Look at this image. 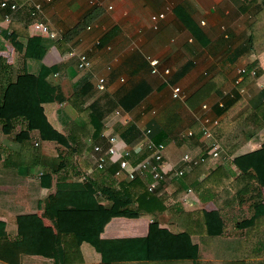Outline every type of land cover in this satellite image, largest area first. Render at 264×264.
I'll list each match as a JSON object with an SVG mask.
<instances>
[{
  "label": "crops",
  "instance_id": "crops-1",
  "mask_svg": "<svg viewBox=\"0 0 264 264\" xmlns=\"http://www.w3.org/2000/svg\"><path fill=\"white\" fill-rule=\"evenodd\" d=\"M103 1L101 5H91L84 0H51L44 2L42 12L34 17L29 12V6L24 4L14 15V19L21 18L27 23L29 35L34 32L28 25L33 19L42 21L51 29L60 32L61 38L54 40H61L65 34H72L67 43L57 42L50 47H44L36 58L45 63L57 62L60 65L56 80L61 86L65 100L42 103L48 122L56 130L65 134L70 130L75 112L68 106L66 99L71 95L73 85L78 79L84 78L90 90L84 105L100 98L103 93L111 94L127 80L128 76L120 66L135 50L146 60V55L158 57L163 66L171 68V73L188 62L192 63L187 65L185 73L173 83L168 82L167 78L164 80L149 72L147 80L152 89L137 106L129 111L116 106L105 115L104 130L109 125L135 154L144 149L138 147L145 137L144 131L152 120L177 99L171 97L173 85L179 84L183 88L185 97L177 100L185 102L209 75L219 69L225 71L227 79L220 86V90L190 109L195 118L196 115L205 113L218 117L219 120L227 115L228 110L226 111L225 107L230 98L236 94L246 96L245 105L230 116L235 117L245 109L248 104L247 98L264 85V49L260 52L251 50L235 62L229 59V52L233 51L247 34V20L251 17V11L238 13L231 0H186L195 25L209 38L206 46L199 42L176 15L175 7L182 0ZM159 11H165V17L160 19L158 28L154 29L150 17ZM181 13L186 17L184 11ZM201 20H204V23H201ZM82 21L84 24L77 27ZM240 22L243 27H240ZM9 29L12 31L10 24ZM16 33L4 38L0 46V99L1 88L22 71L28 61L24 53L27 36ZM0 36L2 37V34ZM71 47L77 53H85L91 58L90 68L79 70L74 58H63L64 52ZM260 61H263L262 66ZM253 64L260 65L258 73L254 78H245L248 81L246 84L248 93L240 94L234 90L232 83L236 68L241 65L249 67ZM107 65L111 67L109 70L106 69ZM96 75H104L106 80H109L104 91L98 92L94 89ZM111 75L114 77H110ZM121 78L124 80L121 81ZM219 101L223 102V106L218 105ZM203 102L208 104L207 109L201 108ZM2 123L0 120V232H2L0 234L8 240H13L19 232L18 216L30 213L41 215L45 199L55 191L56 182L62 177L84 183L88 178H95L98 170L92 169V149L88 143V147L83 151V157L88 162L86 168L81 160L73 155L72 161L63 169L51 171L39 164L31 166L29 173L19 172L15 163L20 155L29 154L32 144L39 142L38 131L33 129L30 138L16 140L14 134L25 128L24 122L21 120L14 122L11 133L2 131ZM248 123L250 126L256 125L257 120L242 122L239 133L247 128ZM125 124L138 130L132 139H125L119 133L120 127ZM202 139L200 133L193 137L180 135L177 139L171 136L161 139L165 140L167 145L164 168L171 167L167 179L158 189L165 209L156 215L141 212L136 216H113L105 223L99 234L101 251L85 240L80 241L75 247L69 235L64 239V243L61 241V233L55 230L50 242L52 255L41 254L36 250L38 247L48 249L49 237L46 235L45 239L44 236L41 237L40 244L35 242L30 244L32 246L30 248H35V251L20 252L16 263L0 258V264H57L58 246L64 247L65 251L62 254L63 258L67 259L65 264H226L231 260L258 258L241 257V246L244 244L246 232L251 227L242 226L241 222L253 215L254 207L249 201L239 200L232 180L237 175L234 166L241 170H253L262 186L264 199V147L245 151L233 160L235 162L227 161L225 173H212V168L207 169L203 166L191 168L180 160L184 151L198 153L202 148ZM46 144L52 147L54 143L49 141ZM10 153H19L18 158H14L15 165L2 164L4 162L2 158ZM138 157L133 154L131 162L139 161L135 160ZM183 166L186 170L185 175L179 179L174 178L173 171ZM82 175L86 178L81 179ZM116 176L123 177L121 172H116ZM187 186L192 187V192L183 200L179 188ZM92 191L96 192L99 203L108 208L130 212L135 210V203L129 199H118L111 194L100 192L95 187H92ZM203 209L216 210L219 218L212 213L205 215L201 212ZM42 219L45 224H53L47 217ZM205 219L208 223L206 228ZM33 224L35 223L32 222L29 226ZM23 225L26 226V221ZM219 228L220 233L217 232ZM147 239L160 242L183 239L187 246H197V255L175 252L181 248L180 245H175L176 243L168 245L158 243L154 246ZM3 244L5 248L1 246V250L5 252V256L15 257L14 251L8 248L7 241ZM103 257L106 260H102Z\"/></svg>",
  "mask_w": 264,
  "mask_h": 264
},
{
  "label": "trees",
  "instance_id": "trees-1",
  "mask_svg": "<svg viewBox=\"0 0 264 264\" xmlns=\"http://www.w3.org/2000/svg\"><path fill=\"white\" fill-rule=\"evenodd\" d=\"M99 1L101 4L104 2L103 0ZM231 2L238 13L251 11V17L247 20V34L228 55L231 62H235L240 56L251 50L260 52L264 49V0H231ZM174 11L199 42L206 46L209 38L206 33L195 25L188 2L182 0L176 5ZM181 11L186 13V17H183ZM1 13L0 9V20L2 17ZM82 24H84V21L79 23L77 27ZM10 25L12 31L10 33H7L6 30L3 31L2 37L0 36V46L3 44V39L14 32L25 34L27 41L24 53L28 61H26L27 65L25 68L19 71L14 78L8 80L5 86L1 88L0 120L3 121L2 131L11 133L14 128V122L21 120L24 122L25 128L14 134L15 139L30 138V132L35 129L38 131L39 142H36V145L32 144L29 154L20 155V158L17 157L19 153H10L4 156L2 164H16V169L24 173H29L31 166L39 164L46 166L51 171H56L65 168L72 161L73 155H75L86 168L88 162L83 157V151L88 147V139L93 142L101 140V133L105 127V115L116 106L121 107L125 111L131 110L151 91L152 87L147 80V75L150 72L149 62L141 53L136 50L133 51L120 66L127 74V80L111 94L103 93L100 98L87 105H84V103L90 95V90L84 78L78 79L73 85L71 95L66 99L68 106L75 112V118L73 119L72 117L71 120L73 122L70 130L65 134L56 130L48 122L42 106L43 102H62L65 100L61 86L56 80V73L58 74L60 65L57 62L45 63L36 58L44 50V47H50L57 42L67 43L72 34H65L62 37L63 40H54L41 34L34 33L29 35L27 23H24L21 18H13ZM191 64V62H188L174 70L167 76V81L170 83L175 82L185 73L187 65ZM120 72H122L121 69ZM116 74L117 72H115ZM110 77H114V75ZM226 79V72L219 69L211 76L209 75L201 86L186 98L185 102L176 99L168 104L146 128L149 130V137L154 142L161 141L166 136L177 139L186 128L192 130V137L197 133L201 134V124L190 109L210 94L218 92ZM108 81L106 80V83ZM245 99L246 96L243 97L237 94L230 98L225 107V110H228L227 115L212 128L214 138L232 156L231 162L245 151L264 147V85L259 91L247 98L248 104L241 113L235 117H230L234 111L245 105ZM258 114L261 115L259 116ZM258 117L262 121L257 120L256 118ZM247 120H257V126L251 127L248 123L247 128L242 133H239L241 123ZM137 132L136 127L134 128V126L128 124L122 125L119 129L120 135L125 139H132ZM49 141L54 143L52 147L46 144ZM203 146L204 142H202ZM130 150L132 153L130 159L133 154L136 157L137 155L139 156L135 160H142L150 155V151L147 148L142 149L138 154L133 153L132 149ZM15 157L18 160L13 164ZM226 163L217 165L212 168L211 172L225 173ZM234 167L237 175L232 180V183L236 187V196H239L240 201H249L254 207L253 215L250 218L243 219L241 222L242 226L251 225L246 232L244 244L241 246V257L256 256L258 258L231 260L227 261L226 264H264V199L262 186L253 170H241L237 166ZM118 169L119 166L117 164L108 165L98 170L95 178H88V181L84 183L78 180H67L66 177H62L56 182L55 191L50 193L45 199L41 215L30 213L18 216L19 232L15 239L8 240L7 237L0 234V258L16 263L20 252L35 251V248L31 249L32 246L30 244L34 242L40 244L41 237L44 236L45 239L46 235L49 237L48 249L38 247L36 250L41 254L52 255L50 242L55 230L61 233L62 242L69 235V239L74 241L75 247L80 241L85 240L101 251V243L98 241L99 234L105 223L113 216H136L141 212L156 215L165 209L161 192L158 189L149 190L144 180L140 177L133 179L118 178L116 176ZM92 187L121 200L129 199L135 203V210L131 212L113 210L100 204L96 192L92 191ZM201 212L205 215L206 213H212L217 219L219 218L216 210L203 209ZM43 217L49 218L53 224H45ZM25 221L26 226L23 225ZM32 222L35 224L29 226ZM207 226L208 223L205 219V228ZM217 232H221L220 228ZM6 241L8 248H11L15 253L13 258L5 256V252L1 250V246L4 245L3 242L6 243ZM147 241H150L151 245L154 246L158 243H162V245L176 243L175 245H180L181 248H179L180 250H175V252L197 255V246H187L183 239L181 241L176 240L177 242H160L159 240L148 239ZM2 248L4 249L5 246H2ZM56 249L59 256L57 264H65L67 259L63 258L62 254L65 251H63L64 247L58 246ZM102 260H106L105 257Z\"/></svg>",
  "mask_w": 264,
  "mask_h": 264
},
{
  "label": "built area",
  "instance_id": "built-area-1",
  "mask_svg": "<svg viewBox=\"0 0 264 264\" xmlns=\"http://www.w3.org/2000/svg\"><path fill=\"white\" fill-rule=\"evenodd\" d=\"M51 0H25L24 2H19V0H0L1 9V20H0V35L3 31L7 33L11 32L9 29V24L14 18L15 13L24 5L29 6V12L31 16H36L38 13L42 12L44 2H50ZM91 5H99L101 2L99 0H84ZM168 6L166 7V9ZM165 17V11H159L157 13L151 14L152 27L154 29L158 28V23L160 19ZM204 23V20H201ZM29 27L34 31L32 34H41L52 39H60L61 33L51 29L47 24L42 21H37L33 19L29 24ZM89 28V26H87ZM98 43V42H97ZM64 59L74 58L77 69L83 70L88 69L92 65L91 58L85 53H77L74 48L68 49L63 54ZM151 68L150 72L158 77L166 80L167 76L171 73V68L168 66H163L158 57L146 55ZM263 61H260V65ZM260 65H251L248 68L247 65H241L236 68L235 74L232 79L234 90L240 94H247V82L245 78H254L257 73L258 67ZM262 66V65H261ZM110 65L106 66V69H110ZM57 75V73H56ZM94 89L98 92L104 91L106 89V77L104 75L95 76ZM124 79L121 78V81ZM233 92V91H232ZM231 93V92H230ZM171 97L177 99H183L185 93L183 88L179 84H175L171 87ZM219 106H223V102H218ZM202 109H207L208 104L203 102L201 104ZM118 113L119 111L116 110ZM197 120L201 124V135L203 137L204 146L198 153H192L191 151H184L180 157V160L188 167H199L203 166L207 169L214 168L217 165L223 164L227 161L232 160L226 150L218 143L214 138L212 133V128L218 123L219 118L210 116L205 113L196 115ZM145 137L142 143L138 147L147 148L150 151V155L142 160L135 163L131 162L130 157L132 156L130 148L127 146L126 142L114 133L107 125L105 130L101 133V140L99 142H93L88 139V143L91 146V159L93 162V168L101 170L108 165L117 164L119 169L117 172H121L122 176L128 179H133L140 177L144 180L146 187L149 190H156L161 187V184L167 179L168 172L170 168H164V157L166 154V141L161 140L154 142L149 136H147L149 130L144 131ZM193 132L191 129H186L181 133V137L192 136ZM186 173L185 167L177 168L173 171V177L179 179L183 177ZM86 176L82 175L81 179H85ZM181 198L186 200L189 193L192 192V187H180Z\"/></svg>",
  "mask_w": 264,
  "mask_h": 264
},
{
  "label": "rangeland",
  "instance_id": "rangeland-1",
  "mask_svg": "<svg viewBox=\"0 0 264 264\" xmlns=\"http://www.w3.org/2000/svg\"><path fill=\"white\" fill-rule=\"evenodd\" d=\"M239 25H240V27H243V25H242V23L240 22L239 23ZM257 120H259V121H262V119L260 118V117H258V118H256ZM252 127L253 126H257V125H251ZM237 158V157H236ZM74 160V159H73ZM233 162H235V161H233ZM216 167V166H215Z\"/></svg>",
  "mask_w": 264,
  "mask_h": 264
}]
</instances>
